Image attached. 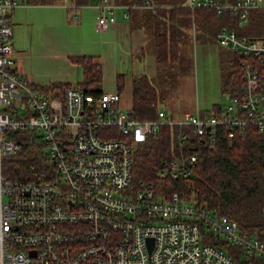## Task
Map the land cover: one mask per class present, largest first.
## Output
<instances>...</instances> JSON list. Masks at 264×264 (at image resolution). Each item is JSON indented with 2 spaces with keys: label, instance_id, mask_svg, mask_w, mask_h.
<instances>
[{
  "label": "built area",
  "instance_id": "obj_1",
  "mask_svg": "<svg viewBox=\"0 0 264 264\" xmlns=\"http://www.w3.org/2000/svg\"><path fill=\"white\" fill-rule=\"evenodd\" d=\"M25 2L0 0V264H239L207 242L209 235L238 248L244 264H264V233L240 229L194 198L176 192L164 198L161 184H132L136 146L162 125L177 126L179 142L192 133L207 136L211 146L221 133L234 138L251 126L264 130V39L221 26L216 41L238 57V92L212 110L173 117L157 108L154 119L140 120L120 107L118 91H47L13 69L10 16ZM186 6L244 20L264 8V0H187ZM94 7L96 31L115 25L120 6L95 0ZM121 8L127 18L129 7ZM22 131L32 132L49 160L50 178L19 181L2 174V158L22 148L9 134ZM196 159L162 162L156 177L185 178Z\"/></svg>",
  "mask_w": 264,
  "mask_h": 264
},
{
  "label": "trees",
  "instance_id": "obj_2",
  "mask_svg": "<svg viewBox=\"0 0 264 264\" xmlns=\"http://www.w3.org/2000/svg\"><path fill=\"white\" fill-rule=\"evenodd\" d=\"M34 5H51L64 0H27ZM115 5L129 7L133 29H145L150 33L153 62L158 72L171 78L168 73L182 62L180 46L182 29L193 25L198 30V38L209 41L215 37L219 24L223 22L245 34L241 26L244 23L237 16L218 15L210 9H190L185 0H111ZM88 0H67L71 13ZM148 3L150 7L140 9L133 5ZM253 12V11H252ZM261 15V14H260ZM135 17V19H134ZM260 17L253 16L254 19ZM255 30V29H254ZM256 31V30H255ZM262 31V30H261ZM260 32V30H259ZM82 70V80L77 87L86 93H102V69L94 57L79 56L72 58ZM225 62L221 86L223 94H236L241 84V72L238 57L231 54ZM124 75H117V90L122 92ZM154 79L145 75L132 79V101L130 114L140 120L156 117V89ZM167 86V84H165ZM173 86V85H172ZM67 84H53L43 90L63 91ZM177 126L162 125L156 133L147 136L133 152L132 184L136 187L140 181L161 184L164 198L176 192L181 198H194L208 210L226 216L235 221L240 229L259 237L264 233V130L251 126L243 137L226 138L221 133L213 146L205 135L188 133L182 142L177 140ZM32 132L22 131L9 134V137L22 143V148L14 154L2 158V174L11 180L32 181L48 179L50 162L40 146L32 139ZM116 138H122L115 134ZM180 155H196L189 176L162 179L156 177L162 162ZM222 246L239 264L240 250L235 246L209 235L206 239Z\"/></svg>",
  "mask_w": 264,
  "mask_h": 264
},
{
  "label": "crops",
  "instance_id": "obj_3",
  "mask_svg": "<svg viewBox=\"0 0 264 264\" xmlns=\"http://www.w3.org/2000/svg\"><path fill=\"white\" fill-rule=\"evenodd\" d=\"M222 1L232 3L236 0ZM186 2L187 0H185V4ZM66 3L67 0L51 5H34L27 1L12 11L10 16L13 69L29 83L40 88L53 84H67L70 87H77V84L82 80V70L79 64L72 61L74 57H94V60L101 66L102 75L107 74L109 68H112L117 59V35L120 29L126 26L122 21L131 17L129 14L127 18H124L122 8L118 7L121 13L119 17H116L115 25L105 32H98L95 30L97 15L94 7L95 0H88L86 5L77 10L75 9L73 12L71 11V13L68 12L69 7ZM224 14L236 16L229 13L218 15L222 16ZM254 14L260 17L255 18L253 21ZM240 21L244 23L241 29L246 33L239 35L264 39V8L249 11L246 19ZM221 26L233 29L223 22L218 25L216 34ZM252 26H259L263 30H260V32L255 31ZM249 30L255 32L249 34L247 32ZM90 31L99 34L100 38L93 35V33L90 34ZM109 33H111L109 37L102 38ZM216 34L213 38L215 41ZM111 37L114 38L109 40ZM114 73L116 74L114 86H110L106 82V86L101 87L102 92L112 93L118 91V73L117 71ZM119 93L121 96L122 92ZM223 95L225 96L227 93Z\"/></svg>",
  "mask_w": 264,
  "mask_h": 264
},
{
  "label": "rangeland",
  "instance_id": "obj_4",
  "mask_svg": "<svg viewBox=\"0 0 264 264\" xmlns=\"http://www.w3.org/2000/svg\"><path fill=\"white\" fill-rule=\"evenodd\" d=\"M120 13L118 8L116 17H119ZM122 22L126 26L121 28L117 35V59L112 68H109V72L102 75L101 87L106 86V82L114 86L116 71L118 75L125 76L119 102L123 110L130 109L131 106L132 77L140 75L154 79L157 96L155 105L165 109L173 117H178L186 111L194 113L198 110H212L220 104L228 103L222 93L221 78L225 68L224 61L232 54L230 49L221 46L214 39L206 41L203 36L198 38V30L196 31L193 25H185L180 46L182 62L168 73L171 76L169 78L158 72L155 67L150 33L142 28L133 29L135 20L133 21L132 15L130 19H124ZM252 27L258 32L261 30L259 26ZM247 32L253 34L255 31ZM89 33L100 38L95 32ZM109 35L111 33L101 37L107 38ZM112 38L114 37L109 40Z\"/></svg>",
  "mask_w": 264,
  "mask_h": 264
},
{
  "label": "water",
  "instance_id": "obj_5",
  "mask_svg": "<svg viewBox=\"0 0 264 264\" xmlns=\"http://www.w3.org/2000/svg\"><path fill=\"white\" fill-rule=\"evenodd\" d=\"M149 246L151 247L152 246V239H149Z\"/></svg>",
  "mask_w": 264,
  "mask_h": 264
}]
</instances>
